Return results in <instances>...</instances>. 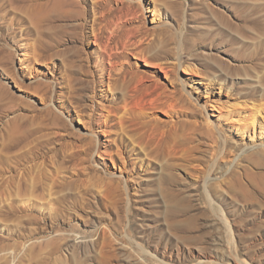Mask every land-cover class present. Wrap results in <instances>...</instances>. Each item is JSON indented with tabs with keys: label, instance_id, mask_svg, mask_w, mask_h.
Listing matches in <instances>:
<instances>
[{
	"label": "rangeland",
	"instance_id": "374dc122",
	"mask_svg": "<svg viewBox=\"0 0 264 264\" xmlns=\"http://www.w3.org/2000/svg\"><path fill=\"white\" fill-rule=\"evenodd\" d=\"M51 1L0 0V264H264V0H123L160 56L116 51L133 122L91 28L121 6L77 0L83 44Z\"/></svg>",
	"mask_w": 264,
	"mask_h": 264
},
{
	"label": "bare ground",
	"instance_id": "6f19581e",
	"mask_svg": "<svg viewBox=\"0 0 264 264\" xmlns=\"http://www.w3.org/2000/svg\"><path fill=\"white\" fill-rule=\"evenodd\" d=\"M115 1H117V4L120 5L121 7L114 8L113 10L112 9L107 10L104 14H101L98 17V19L94 17L91 20V23H92L91 28H92V33H93L92 37H94V43L95 44L98 43L99 46H102V49H100L101 51H98V53L95 52L97 54V62L100 65V67L101 66L104 67L106 66L104 63L105 60L109 61V67H108V73H107L106 80L105 79L98 80L97 84L99 86H104L107 81L108 82L107 91L109 92V94L111 91L112 92L114 91L112 88H115L116 85L122 88L123 97H126V98H124L125 99L124 100V103H125L124 110L122 112V116L120 117V121L126 120V122H133L139 119L140 111L142 109V107L140 106V103L136 102L134 99L136 97H140L142 93L146 90L144 86L147 82V77L140 76L135 72L126 70L127 66L126 65L124 66L123 62L121 64H117L115 60L120 59L122 56H125V53L124 52L118 53L116 51H119L121 47L123 50L125 49L127 50L129 46H133V50L137 52L136 55L144 59L146 63H149V62L157 63V61L158 62L160 61V56L155 55V53L151 55L150 49H149L150 44H144L145 39H148L146 31L142 33V29L140 27L137 29L133 28L130 30L126 28L127 26L133 25L138 19L134 16L135 13L132 15L133 17L131 18L128 17V13L124 14L123 16L119 18H116L117 14L120 11H122V7H124L125 3L123 2V0H115ZM105 2L106 1H103V0L101 1L96 0L95 5L100 6L104 4ZM81 4L82 3H80V1H77V0H52L49 3L48 11L51 13L50 19H52L53 22H56L58 20V21L64 22L65 24L71 23L72 26L69 28L66 27V29H70L74 31L76 40H79L80 43L84 44L83 38L85 34L83 33L85 32V29L89 25L88 24L89 21L87 20L88 19L87 11L86 9H84L83 4L82 5ZM95 14L96 13L94 10V16ZM95 19L98 22H96ZM96 26H99V27L96 28ZM54 40H55V37H54ZM82 55L84 54L82 53ZM92 57H93V54H89L87 58L86 59L84 58V59L85 61L87 60L91 61ZM177 59H178V62H177ZM93 60H94V57H93ZM175 62L176 64L172 62L169 63L168 60H164L163 63H158L156 65L158 67H161L162 64H165L171 68L173 66H177V64H180V59L176 58ZM106 63L108 62L106 61ZM106 71H107L106 68L104 69L102 68L101 70L97 72V74H100L101 76L103 75L105 76ZM97 92H100L98 94L103 93L101 88H99V90H96L95 94H97ZM114 94L115 93H113L112 97H114ZM158 97H162V95H159ZM153 132L155 133L156 131H153ZM153 132H152V135H154ZM159 135H161V133ZM159 135H157V137ZM163 136H161V138H163ZM152 139H154V137Z\"/></svg>",
	"mask_w": 264,
	"mask_h": 264
}]
</instances>
